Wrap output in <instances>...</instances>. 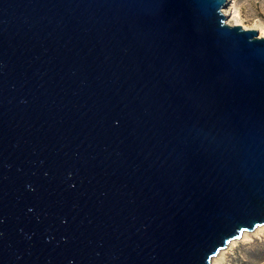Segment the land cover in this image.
Returning a JSON list of instances; mask_svg holds the SVG:
<instances>
[{"label":"water","instance_id":"obj_1","mask_svg":"<svg viewBox=\"0 0 264 264\" xmlns=\"http://www.w3.org/2000/svg\"><path fill=\"white\" fill-rule=\"evenodd\" d=\"M227 0H0V264H212L264 225V37Z\"/></svg>","mask_w":264,"mask_h":264},{"label":"rangeland","instance_id":"obj_2","mask_svg":"<svg viewBox=\"0 0 264 264\" xmlns=\"http://www.w3.org/2000/svg\"><path fill=\"white\" fill-rule=\"evenodd\" d=\"M223 10L230 24L257 30L264 37V0H227ZM234 11L238 16L233 17ZM221 264H264V228L256 233L248 232L246 237L225 248Z\"/></svg>","mask_w":264,"mask_h":264},{"label":"bare ground","instance_id":"obj_3","mask_svg":"<svg viewBox=\"0 0 264 264\" xmlns=\"http://www.w3.org/2000/svg\"><path fill=\"white\" fill-rule=\"evenodd\" d=\"M223 14H224L225 16H228V14L226 13V11H224V10H223ZM236 16H238V13H237L236 11H234V12H233V17H236ZM226 23L229 24V25H231V26H233V25H237V24H233V25L230 24V23L227 21V18H226ZM259 36H260V37H263L262 34H260ZM262 228H264V225L257 227L253 232L256 233V232L260 231V229H262ZM255 231H256V232H255ZM247 234H248V232H244V233L242 234L241 238L246 237ZM235 242H236V240L230 242V244L226 247V249H227L229 246L234 245ZM223 254H224V249L221 250V251H220V252H219L214 258H212L211 263H212V264H221V263H222V257H223Z\"/></svg>","mask_w":264,"mask_h":264}]
</instances>
